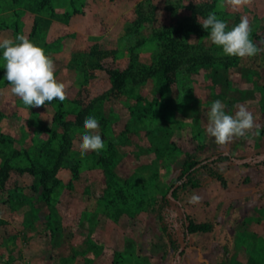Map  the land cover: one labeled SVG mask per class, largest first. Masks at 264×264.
Segmentation results:
<instances>
[{"label": "rangeland", "instance_id": "obj_1", "mask_svg": "<svg viewBox=\"0 0 264 264\" xmlns=\"http://www.w3.org/2000/svg\"><path fill=\"white\" fill-rule=\"evenodd\" d=\"M210 12L228 29L247 17L257 55L189 30ZM18 33L54 61L66 100L28 109L0 67V264H264V0H0V40ZM217 99L259 128L217 144ZM80 115L98 119L99 153L80 156ZM222 152L196 187L178 181L186 160ZM174 188L210 230L186 238L169 204L162 228Z\"/></svg>", "mask_w": 264, "mask_h": 264}, {"label": "clouds", "instance_id": "obj_2", "mask_svg": "<svg viewBox=\"0 0 264 264\" xmlns=\"http://www.w3.org/2000/svg\"><path fill=\"white\" fill-rule=\"evenodd\" d=\"M234 4L241 0H231ZM208 31L212 45L220 48L225 56L253 57L260 51L250 39L251 27L247 17L228 29L227 23L215 12H210L200 25ZM0 67L4 70L3 79L11 86V92L18 96L22 103L30 109L39 107L45 102L56 100L63 103L66 100L65 85L58 82L54 76V61L45 51L23 34H17L15 39L0 40ZM226 105L219 99L211 102L207 112L208 123L206 135L214 138L217 144H224L233 137H243L254 127L253 114L241 105L235 114L225 111ZM99 121L95 116L87 117L82 125L79 152L84 157L89 151L99 153L106 147L102 136L92 130L99 129ZM258 134V133H257ZM201 197L193 194L189 203H199Z\"/></svg>", "mask_w": 264, "mask_h": 264}, {"label": "trees", "instance_id": "obj_3", "mask_svg": "<svg viewBox=\"0 0 264 264\" xmlns=\"http://www.w3.org/2000/svg\"><path fill=\"white\" fill-rule=\"evenodd\" d=\"M180 28L178 29H171V31L174 32H180ZM189 30L195 33H200L202 31H205L201 28L200 25H196V24H192L189 26ZM175 67H172L168 64H163V70L165 72L169 71L170 69H173ZM115 77L116 80L118 82H122V80L120 79V75L115 73ZM45 103H50V102H45ZM62 117V111H57L55 113L54 119L57 121H60ZM85 116L80 115L78 118V124L81 125L84 121ZM232 158L231 154L228 152H222L219 153L217 155H215L214 157H210V158H205L202 160H196V159H189L186 160L183 163L182 166V170L181 173L178 177V181H182L183 178H187V180L185 181V184H190L194 187H196L197 184V180L193 177L195 174H197L200 170L207 168L209 166H213V165H218V164H223L226 163L228 161H230ZM258 166H261L264 168V162H260V163H256ZM7 177V172L5 170L0 171V183H3V180ZM44 189L42 190V193L44 194ZM165 204H169L172 205L173 207L177 208L180 210L181 213V217L183 220V226H184V234L185 237L187 238L190 234L192 233H196V232H206L208 230H210V224L209 223H195L191 217L186 213V211H184V208L181 204V202L178 200V196L176 193V188L173 189L171 196H166L163 200V202H161L160 205V220H161V224H162V228L165 229V223H164V218L163 215L161 214V211L163 210V207ZM183 252V251H181Z\"/></svg>", "mask_w": 264, "mask_h": 264}]
</instances>
